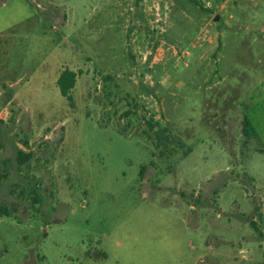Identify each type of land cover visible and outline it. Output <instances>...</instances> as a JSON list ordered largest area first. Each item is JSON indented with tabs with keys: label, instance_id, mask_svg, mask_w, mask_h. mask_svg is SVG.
<instances>
[{
	"label": "rangeland",
	"instance_id": "rangeland-1",
	"mask_svg": "<svg viewBox=\"0 0 264 264\" xmlns=\"http://www.w3.org/2000/svg\"><path fill=\"white\" fill-rule=\"evenodd\" d=\"M0 122V264H264V0H0Z\"/></svg>",
	"mask_w": 264,
	"mask_h": 264
},
{
	"label": "trees",
	"instance_id": "trees-1",
	"mask_svg": "<svg viewBox=\"0 0 264 264\" xmlns=\"http://www.w3.org/2000/svg\"><path fill=\"white\" fill-rule=\"evenodd\" d=\"M58 87L60 89V93L63 97L67 98L68 100L72 101L71 91L74 89L76 84V74L70 70H65L59 77L57 81ZM1 123V122H0ZM244 134L246 137H253L256 135V131L248 118L244 120ZM33 157L31 152H25L24 150H19L17 153V162L19 165L27 164ZM147 167H143L141 170V176L143 178L144 173ZM3 215L10 216V213L6 208L0 207V217ZM252 228L257 233L258 237L264 241V234L259 230L255 221L250 223Z\"/></svg>",
	"mask_w": 264,
	"mask_h": 264
},
{
	"label": "crops",
	"instance_id": "crops-1",
	"mask_svg": "<svg viewBox=\"0 0 264 264\" xmlns=\"http://www.w3.org/2000/svg\"><path fill=\"white\" fill-rule=\"evenodd\" d=\"M68 70V69H67ZM65 71V70H64ZM64 71H62L61 73H60V75L64 72ZM70 71H72V72H74L75 74H76V84H77V80L80 78V76L82 75V71L80 70H78V69H73V70H70ZM60 77V76H59ZM59 77H58V79H59ZM58 79H57V81H58ZM76 84H75V87H76ZM57 87H58V84H57ZM75 87H74V89H75ZM7 89V91L9 90L10 92V95L7 97V101H8V103H12V102H17V103H19V100H18V95H19V93H18V91H14L13 89H11V88H6ZM58 89H59V87H58ZM74 89H72V91H71V96H72V99H73V91H74ZM59 92H60V89H59ZM61 94V93H60ZM65 98V97H64ZM67 99V98H66ZM68 100V99H67ZM68 102H69V105H70V107L72 108V109H74L75 108V103H74V99L72 100V101H70V100H68ZM93 112L95 113V114H102L101 112H100V110L96 107V106H94L93 107ZM143 167H146V166H143ZM143 167L141 166V168L143 169ZM53 168H54V165H53ZM53 168H51V171L53 172ZM52 172H51V174H52ZM4 222V218L1 216L0 217V224H2ZM12 223H14L15 225H19L18 224V222H12ZM34 223H33V221H29V222H27V223H21L19 226H21V227H24V230H23V234H25V228H29V227H33L32 225H33ZM21 242H20V244L21 243H23V242H26V243H28V245L29 246H32V245H34V242L33 241H30V239H29V236H25V235H22V237H21ZM35 251H33V257H35V262H36V264H44V263H46L47 262V257L41 252V251H36V249H34ZM6 252H8L7 250H4V252L1 250L0 251V258L1 257H3L4 255H5V253ZM80 264V263H79Z\"/></svg>",
	"mask_w": 264,
	"mask_h": 264
},
{
	"label": "water",
	"instance_id": "water-1",
	"mask_svg": "<svg viewBox=\"0 0 264 264\" xmlns=\"http://www.w3.org/2000/svg\"><path fill=\"white\" fill-rule=\"evenodd\" d=\"M219 20V17H217L216 19H215V21L217 22Z\"/></svg>",
	"mask_w": 264,
	"mask_h": 264
}]
</instances>
